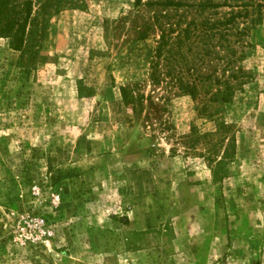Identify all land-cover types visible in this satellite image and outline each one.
<instances>
[{
    "label": "rangeland",
    "instance_id": "rangeland-1",
    "mask_svg": "<svg viewBox=\"0 0 264 264\" xmlns=\"http://www.w3.org/2000/svg\"><path fill=\"white\" fill-rule=\"evenodd\" d=\"M153 13L89 0L0 37V264H264V16L224 103L150 84Z\"/></svg>",
    "mask_w": 264,
    "mask_h": 264
},
{
    "label": "trees",
    "instance_id": "trees-1",
    "mask_svg": "<svg viewBox=\"0 0 264 264\" xmlns=\"http://www.w3.org/2000/svg\"><path fill=\"white\" fill-rule=\"evenodd\" d=\"M88 1L0 0V37L8 39L15 50H20L26 37L31 34L30 25L37 32L34 38L43 40L45 27L54 16L85 12ZM132 1L136 8L146 6L160 10V13H153L150 26H146L138 35L139 40H145L150 30L158 33L149 66L150 84L171 89L174 94L189 96L193 100L199 97L197 87H226L213 91L211 99L228 102L234 94V87L242 85L241 74L244 73L237 64L246 56V50L252 47L247 41L251 31L263 21L264 0ZM206 8L212 10V15L203 16ZM191 9H198L202 15L192 17ZM221 9L224 11H219ZM220 60L222 75L214 63ZM199 62L203 71H198ZM213 67L212 73L208 74L207 69ZM138 86L120 88L124 105L131 107L132 111L136 108L142 111L145 104L155 113L163 111L151 97L137 95L135 89ZM132 236H137V233H132Z\"/></svg>",
    "mask_w": 264,
    "mask_h": 264
}]
</instances>
